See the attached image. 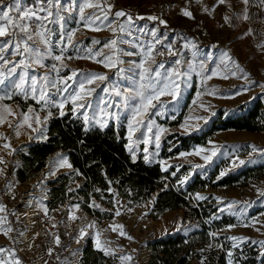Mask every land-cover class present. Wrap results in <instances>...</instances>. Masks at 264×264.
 <instances>
[{
    "label": "rangeland",
    "instance_id": "obj_1",
    "mask_svg": "<svg viewBox=\"0 0 264 264\" xmlns=\"http://www.w3.org/2000/svg\"><path fill=\"white\" fill-rule=\"evenodd\" d=\"M83 2L84 0H64V6L69 11L65 13L66 21L63 29H60L58 25L49 26L55 29V34L51 36V40L56 54H59L60 48L65 46L59 43L61 31L75 33L73 42L76 47L67 48L64 60L67 67L61 71L60 75L67 76L71 74V71L76 70L85 73H102L109 78L103 82L97 81L93 85H86V87H95L96 91L89 98L91 107L82 111L98 121L102 118L109 119L103 117L101 112V109L105 108L104 101H108L110 105H115L106 109V111L116 115L115 119H109L108 126L113 125L115 129H123L126 146L129 143L128 123L132 119V107L139 105V98L129 100L127 108L123 106V102L125 95L130 93L134 95L135 90L139 87V74L142 69L134 65H139L142 56H120L117 53L122 63L118 64L116 68H106L103 63L98 62L104 60L103 55H93L89 58V49H92L95 53L96 50L102 48L103 42L115 37L106 26L99 31H93L90 27L85 26L80 20L78 11ZM94 2L100 1L94 0ZM106 2L114 6L113 12L119 7H125L136 16H156L167 22L166 25H163L159 23V20L136 21L137 27L147 29L143 33H134L141 45L147 46L154 43L150 34L154 28L158 30V35L162 40V44L156 45L153 57L156 64L163 63L165 68H156V64H153L151 60L145 63V67H151L161 73L171 71L173 68H178L181 73L189 72L187 78L180 75L175 79L179 92L175 100L169 95H163L160 97L159 102L153 101L154 104H157V108L149 109V114L152 121H154V131L158 129L165 130L161 133V146L159 149H155L154 142L151 145H145L141 142L134 148L136 158L140 156L146 162L143 159L146 155L143 149L148 147L149 153L156 154L150 155V162L146 163H158L162 171L167 168L168 170L165 172H169V176L174 179L173 185L181 189H185L196 175L207 178L215 167L218 168L213 181L221 177V172L225 173L224 175L236 174L248 167L264 165V151H253V146L258 150H264V130L257 132L245 130L219 131L209 138L205 144H189L186 148H180V142L178 141V137H185L202 131H198V127L205 129L210 123L208 117L214 118L216 116L218 110H215V108L218 105L221 107L231 105L228 108L229 111H226L231 114H237L241 110L240 107L245 105L247 101L251 103L253 100L259 99L264 106V87L259 86L264 85V9L259 6H251L248 9L250 16L248 20L241 18L226 21L223 17H231L234 12H239L245 7L242 0H225L224 4H218V0H106ZM23 3L31 6L34 0H23ZM182 10L190 11L192 18L184 16ZM93 11V9L86 8L85 16ZM123 20L124 18H121L122 22ZM249 30H251V34H247ZM93 40L101 41V44L93 45ZM169 44L172 46V51L176 53L175 55L169 54L165 47ZM192 45H195V47H192ZM120 47L125 51H139V49L130 48L128 45H120ZM224 51H228L235 63L239 65V69H243V71L234 67L232 61L222 63L221 54ZM103 52L111 54L108 49H103ZM159 52H162L163 55L158 54ZM212 54L214 56H210ZM68 56L73 58L67 59ZM20 58L13 57L12 59L19 60ZM177 59L181 61L179 66L173 63ZM208 60L209 62H207ZM46 63L51 65L59 62L49 60ZM188 64L192 65L190 70ZM225 64L228 67H225ZM201 65H203V69ZM8 67H11V64L4 66L0 62V69L5 73L4 82L0 84V97H4L0 100V106L10 108L16 114L27 112L29 107L35 109V113L30 114V122L33 127H43L45 131L47 122L44 123V118L47 116V112L57 109L59 115L60 109L51 106L44 108L31 97L19 94L14 85L18 82L19 73L23 70L18 69L17 74L8 75ZM229 69L236 71V76H232ZM44 71V69H29L30 74L36 76L41 75ZM52 75L54 76L55 73H52ZM245 75L247 79L244 78ZM69 84H72V88L77 87L72 81H69ZM105 87L108 88V92L102 90ZM71 91L70 88L69 93ZM117 91L121 93L120 96L115 95ZM185 91H187L186 95ZM69 93L57 94L53 90L52 96L58 104ZM14 95L20 96L21 100L24 101L30 99L33 104L23 107L20 103L7 102ZM179 102H182V105L180 110H177ZM72 107L73 105L69 101L63 111L65 114L69 112L73 116H77L71 110ZM180 114L181 117L178 118ZM35 115H39L41 119L42 123L39 126L35 124ZM77 117L82 120L85 128L99 127L98 124L86 125L82 116ZM144 118L147 120L148 117ZM18 119H20L19 115H8L6 122L0 124V133L8 137L7 141L0 139V156H3L7 162L6 164H0V169L4 170V174L0 175V203L6 206V213H0V216L7 215V223H0V240L10 236L15 238L12 241H18L16 243L20 245L32 241L33 246L28 248V251H30L29 260H36L37 252H47L49 258L46 263L51 264L52 259H50V256L53 255L54 257L68 253L73 246L75 251L77 250L75 247H82L86 240H90L91 246L97 249L95 241L96 234L99 232L101 245L109 250H114V255H105L101 251L106 257L110 258L111 264H148L150 251L147 248V243L168 235H185L198 228L195 222L183 220L181 209L166 210L156 215L154 213L150 214L154 194L137 205L131 204L127 199L116 195L113 196L110 207L95 203L99 205V211L110 213L109 217L102 218L87 214L80 207L78 210L73 208L72 206L77 204L73 202L75 201L73 197L49 208L46 204L47 191L50 189L48 182L54 180L58 173L68 172L69 168L66 166L60 167L61 162L57 161L58 154L63 157L65 155L62 152H56L48 156L45 165L41 169L31 173L25 180L18 182L13 174V167L18 164L16 151L12 152L11 155L8 153L12 149L17 150L22 145L43 140L36 132H32L27 125L21 127L19 129L20 135L16 136L14 127ZM9 122L13 127H9ZM142 131L146 130L142 129ZM139 136L140 132L137 131L133 136V140ZM5 142L11 144L10 149L2 147ZM176 147H178V150L173 152ZM199 148L214 150L216 155L212 157L211 161L205 162L201 157L209 155L210 151L203 152L200 156L190 154L195 153V150ZM163 149L164 153H162ZM221 150H223L222 155H227L226 158L221 156V152H219ZM181 153H186V155L181 156ZM241 160L245 163L240 164ZM196 164L203 165V167L196 169L193 167ZM50 170L55 171V175H47V179H45ZM185 176H188L189 179L181 184L180 181ZM9 181H12V187L10 188L7 186ZM41 181H43V184L40 183ZM260 192H264V172L261 176L250 180L244 185L204 187L192 193L193 198L198 201H205V204H210L215 209L211 214L214 221L222 219L227 221L222 223L220 228L212 231L211 236L220 239L229 248H240L244 244L257 247L259 256L255 264H264V261L261 260L264 244L258 243L264 242V196L260 195ZM45 195L46 199L43 200V204L49 210L47 215L41 211L40 205L37 203ZM198 196L206 197V199H198ZM116 201H119L118 205ZM230 204L232 207L229 209L227 206ZM118 207L121 215L114 216L113 214ZM70 215H75L77 219H71ZM47 217L50 218L52 223L62 219L73 223L75 226L71 234L60 240L59 246L49 247L45 242L40 227ZM93 221H95L94 227H86ZM113 224L123 225V231L133 239L130 240L120 236L119 228H117V231H112L109 225ZM8 226H11L14 231L5 236L3 231ZM82 228L89 235L80 240L78 244L75 237L79 235ZM32 231L36 232L32 234ZM20 232H24L23 237L18 235ZM231 237L245 239L233 241L230 239ZM106 241L109 243H105ZM1 245L0 243V247H2ZM234 245L236 246L234 247ZM49 249H52L51 254H49ZM229 253H231L230 249L226 251L227 263L233 264ZM24 255H28L27 250H25ZM120 255H130L132 260L121 261L118 259ZM195 263L196 260L191 261V264Z\"/></svg>",
    "mask_w": 264,
    "mask_h": 264
},
{
    "label": "snow or ice",
    "instance_id": "obj_2",
    "mask_svg": "<svg viewBox=\"0 0 264 264\" xmlns=\"http://www.w3.org/2000/svg\"><path fill=\"white\" fill-rule=\"evenodd\" d=\"M225 0H218V4H224ZM244 4V8L239 12H234L231 17H223L226 21H233L237 19L248 20L250 18L248 14V9L251 6H259L264 9V0H242ZM113 5L107 4L106 0H100V2H94V0H84V2L79 6V16L80 20L88 26L93 31L102 30L105 26L107 29L113 33L115 38H110L109 40L103 42L102 48L98 49L93 53L92 49L88 50V57L91 58L93 55L104 56L103 61H98L104 64L106 68H116L118 64L122 63V60L119 59L117 53L120 56L123 55H141L142 61L138 66L142 71L140 72V83L137 90H135V94L125 95L123 106L127 108L129 106V100L139 98V105L132 107V119L128 123V140L129 143L126 145L127 150L132 156V159L135 161L136 159V151L134 148L138 146L141 142L145 145H151L154 142V148L159 149L161 144V133L164 132V129H158L154 131V121H152L151 116L149 114V109H156L157 104H154L153 101H160V97L163 95H169L174 100L179 95L178 85L175 83V79L180 75H183L185 78L189 76V72L181 73L178 68H173L171 71H165L161 73L160 71H156L151 67H145V63L149 60L152 61L153 64H156L153 52L156 48L157 44H162V40L158 35L157 29H152L150 34L153 38L154 43H150L147 46L141 45L138 42V37L134 35L136 32L143 33L147 31L145 27H137L136 21L143 20L145 17L136 16L134 17L131 13L125 12L124 10H116L112 11ZM90 8L94 11L89 13L88 16H85V9ZM69 9L65 8L64 0H34V3L31 6L25 5L23 0H0V62L4 66H8L11 64V67H8L7 74L13 75L17 74L18 69H22L23 71L19 73V80L15 83L14 87L19 94H23L25 97H31L36 101L37 104H41L42 107L47 108L48 106L57 107L60 109L59 115L64 116L65 112L63 109L65 105L70 101L73 105L72 111L77 114V116H82L83 121L86 125L98 124L101 129L106 128L109 123V119H115L116 115L114 113L106 111L109 107H114L115 105H110L108 101H104L105 108L101 109L103 117H108L109 119L102 118L101 120H95L90 117L85 111H82L86 108L91 107V100L89 99L92 96V93L96 91L95 87H86V85H93L97 81L103 82L108 80L109 78L102 73H85V72H77L76 70L71 71L70 75L61 76V71L67 67L64 64L65 53L68 47H76V44L73 42V37L75 33H64L61 31L59 36V43L61 45H65L60 48L59 54H56L54 51V45L51 40V36L55 34V29L49 27L50 25H58L60 29H63L64 22L66 21L65 13L68 12ZM182 14L186 17L192 18V13L187 10H182ZM114 18V20H113ZM120 18H124L123 22ZM148 20L157 21L159 20L160 24L166 25V21L159 19L156 16L147 17ZM99 22V23H98ZM247 34H251V30ZM167 39V37H165ZM93 45L101 44V41L93 40ZM120 45H128L130 48L139 49L138 52L125 51ZM187 47V45H185ZM169 54L175 55L172 51V46L165 45ZM195 47V45H192ZM103 49H108L110 51L109 54H105ZM158 54L163 55L162 52ZM222 63L225 61H232L234 67L239 69V65L235 63L233 58L229 55L228 51H224L222 54ZM13 57H21L19 60L12 59ZM115 57V59H114ZM73 57L68 56L67 59H72ZM56 61L57 63H52L49 65L46 61ZM175 65L179 66L181 61L179 59L173 62ZM187 63V62H186ZM228 67L227 64L224 65ZM44 69L45 71L39 75H31L29 69ZM156 68L163 69L165 65L163 63L156 64ZM189 70L192 68L191 64H188ZM203 69V65H201ZM243 71V69H239ZM232 76H236V71H231ZM52 73H55L53 76ZM154 73V75H153ZM214 74V73H213ZM5 73L2 69H0V84L4 82ZM210 78V77H209ZM247 79V76L244 77ZM69 81H72L73 84L77 85V87L72 88V84H69ZM260 87H264V85H259ZM72 91L69 93V89ZM55 90L57 94L59 93H69L65 96L58 104L54 100L52 96V91ZM105 92H108V88L102 89ZM247 90V89H245ZM238 94V93H237ZM116 96H120L121 93L117 91L115 93ZM4 99V97H0V100ZM207 110V109H205ZM35 109L29 107L27 112H21L19 114L13 113L10 108L0 106V124L6 122V118L8 115H19L20 119H18L14 132L16 136L20 135L19 129L24 125H27L32 132H36L39 137L43 139H47L46 132L43 127H33L31 121L30 114L35 113ZM52 116V112L48 111L47 116L44 118V123L46 124L48 117ZM148 117L145 120L144 117ZM41 119L39 115H35V124L41 125ZM9 127H13V125L9 122ZM146 130V131H142ZM139 131L140 136L133 140L134 134ZM150 134V135H149ZM0 139L5 141L8 140V137L3 133H0ZM4 149H10L11 144L5 142L2 144ZM16 151V149H12L8 154L11 155L12 152ZM210 151L209 155H204L201 158L205 162H209L212 160V157L216 155L214 150H208L204 148H199L195 150V154L200 156L201 153ZM253 151H264L258 150L255 146H253ZM143 152L146 153L143 159L146 162L149 161L150 155H155L156 153H149V148L145 147ZM187 154V155H190ZM186 155V153H181V156ZM57 161L61 162L60 167H68L72 168V165L68 163L67 159L62 155L58 154ZM7 162L4 160L3 156H0V164H6ZM245 161L241 160L240 164H244ZM194 168L199 169L202 168L203 165L196 164L193 165ZM167 171V168L163 169ZM76 174L80 173L78 170H75ZM4 174V170L0 169V175ZM175 174V173H173ZM225 173L221 172L220 176L222 177ZM47 175H55V171H51L46 174L45 179H47ZM189 179L188 176H185L180 183L183 184ZM43 184V181L40 182ZM9 188L12 187V181L8 182L7 185ZM39 186V185H38ZM69 191H73V189H69ZM97 191H100L97 189ZM111 191V189H109ZM260 195L264 196V192H260ZM46 199V195L42 196L37 203L40 205L41 211L47 215L48 208L43 204V200ZM198 199H206V197L198 196ZM235 203V202H234ZM116 204H119V201H116ZM75 209H79L80 205L75 204L72 206ZM89 207L99 208V205H96L93 201ZM229 209L232 205L227 206ZM104 211L103 209H101ZM223 210V209H222ZM131 211V209H129ZM0 213H6V206L3 203H0ZM114 216L121 215L119 207L117 211L113 214ZM71 219H77L75 215H70ZM0 223H7V215L0 216ZM95 221H93L90 225L86 227H94ZM55 227V225H53ZM112 231H117V228L120 229L119 235L126 237L127 239H133L130 235H127L123 229V225H109ZM13 228L8 226L3 234L8 236L9 233L13 232ZM19 236L23 237L24 232H20ZM38 235V234H37ZM89 235V233L84 229H80L79 235L75 237L76 242L79 244L80 240L84 239L85 236ZM213 236L215 234H212ZM100 233L96 234L95 247L99 251H103L105 255H114V250H109L101 245L99 240ZM10 239L15 240V238L10 237ZM233 241L241 240L245 238L241 237H231ZM55 243L59 246L60 239L59 236H56ZM105 243H109L106 241ZM264 244V242H258ZM236 245H234L235 247ZM7 251L5 248L0 247V253ZM49 254H51L52 249H49ZM73 255L78 254V250H75ZM13 261L12 264H22L21 259H19L15 252H13ZM231 255V253H229ZM121 261H131L132 257L130 255H120L118 257ZM0 264H9L8 261L4 259H0ZM65 264H68L66 261ZM203 264V262H202Z\"/></svg>",
    "mask_w": 264,
    "mask_h": 264
},
{
    "label": "trees",
    "instance_id": "obj_3",
    "mask_svg": "<svg viewBox=\"0 0 264 264\" xmlns=\"http://www.w3.org/2000/svg\"><path fill=\"white\" fill-rule=\"evenodd\" d=\"M121 9L136 17L128 8L119 7L115 10ZM143 17V20H148L147 16ZM10 101L20 103L23 107L33 104L32 100H21L18 95L7 100ZM244 108L246 109L242 113L229 116H224L218 110L205 129L178 137L180 148H186L189 144L202 145L219 131L264 130V106L261 101L253 100L249 105L240 107L241 110ZM52 112L46 124L47 139L18 147V164L13 167L14 178L21 182L41 169L48 156L56 152L66 155L72 168L67 173H58L54 180L48 182L50 189L47 191L46 204L49 208L73 197V202L79 204L84 212L102 218L109 217L110 213H102L99 208L89 207L93 201L110 207L112 198L116 195L137 205L154 194L150 214L181 209L183 220L195 222L198 228L185 235H168L147 243L150 251L148 264H191L192 260H196L195 264H228L226 251L229 249L233 264L256 263L259 256L257 247L244 244L240 248H229L220 239L211 236L212 231L227 221H214L211 214L215 209L210 204H205V201L193 198L192 193L204 187L247 184L263 174L264 165L248 167L213 181L217 175L218 167H215L207 178L196 175L185 189H181L173 185L174 179L169 176V172L162 171L158 163H146L140 156L135 161L131 158L125 146L122 128L115 129L113 125L103 129L98 126L85 128L82 120L69 112L64 116H59L57 109ZM176 150L178 147L173 152ZM75 170L80 174L77 175ZM69 189L73 191L70 192ZM262 256L261 260L264 261V252ZM80 262L111 264L110 258L94 249L90 240H86L82 246Z\"/></svg>",
    "mask_w": 264,
    "mask_h": 264
},
{
    "label": "crops",
    "instance_id": "obj_4",
    "mask_svg": "<svg viewBox=\"0 0 264 264\" xmlns=\"http://www.w3.org/2000/svg\"><path fill=\"white\" fill-rule=\"evenodd\" d=\"M210 56H214V54H212V55H210ZM214 61H215V59H214ZM207 62H209V60L207 61ZM187 94V91H185V95ZM184 101V100H183ZM250 103H249V101H247L246 103H245V105H249ZM178 108H177V110H180V108H181V105H182V102H179L178 104ZM240 105V104H239ZM229 106H231V105H229ZM229 106H220V105H218V106H216V108H215V110H221L222 112H223V114H226V115H224V116H229V115H237V114H240V113H242L243 111H245V109L246 108H244L243 110H241V111H239L237 114H231V113H227L228 111H229ZM225 108H226V110H225ZM227 111V112H226ZM213 114V113H212ZM211 114V115H212ZM213 117H208V119L209 120H211ZM203 128H201V127H198L197 128V130L198 131H200V130H202ZM225 131V130H224ZM211 138V137H210ZM206 143V142H205ZM204 143V144H205ZM203 145V144H202ZM224 149V148H223ZM219 152H221V156L222 157H224V158H226L227 157V155L225 154V155H222V153H223V150H221V151H219ZM218 152V153H219ZM65 155V154H64ZM65 157H66V155H65ZM71 170V168H69L68 169V171H70ZM29 228H30V226H29ZM4 229H6V227L4 228ZM37 231V230H36ZM35 231V232H36ZM34 231H32V234H34L35 233ZM16 242H18V241H12V239H10V236L8 237V238H3V239H1L0 240V243L2 244L1 246L3 247V248H5L6 250H7V257L4 259V260H6V261H8L9 262V264H12V261H13V252H15V255L19 258V259H21V261H22V264H47L46 263V261L48 260V258H49V256H48V254H47V252L46 253H41V252H37V254H36V260H29L30 259V255H29V252L30 251H28L29 249L28 248H30V247H32L33 246V243H32V241H28V242H26V243H24L23 245H20V244H17ZM74 246L70 249V251L68 252V253H64L63 255H58V256H54L53 257V255L52 256H50V259H52V262H51V264H65V262L67 261L68 262V264H82L81 262H80V257H81V249H82V247L81 246H77V247H75V248H77V250H78V254L77 255H73L72 253H73V251H74ZM25 250H27V252H28V255L27 256H25L24 255V252H25Z\"/></svg>",
    "mask_w": 264,
    "mask_h": 264
},
{
    "label": "built area",
    "instance_id": "obj_5",
    "mask_svg": "<svg viewBox=\"0 0 264 264\" xmlns=\"http://www.w3.org/2000/svg\"><path fill=\"white\" fill-rule=\"evenodd\" d=\"M55 225V227H53ZM45 237L47 246H57L55 243L56 236H59L60 240L65 239V236L71 234L74 231V224L69 221L59 219L55 223L50 221V218H45L43 225L40 227ZM7 251L0 253V259L7 257Z\"/></svg>",
    "mask_w": 264,
    "mask_h": 264
}]
</instances>
